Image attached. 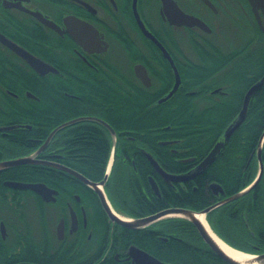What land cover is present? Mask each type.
Segmentation results:
<instances>
[{
    "label": "flooded vegetation",
    "instance_id": "obj_1",
    "mask_svg": "<svg viewBox=\"0 0 264 264\" xmlns=\"http://www.w3.org/2000/svg\"><path fill=\"white\" fill-rule=\"evenodd\" d=\"M173 1L183 13L202 21L207 29L169 24L160 14V0H136V5L134 0H0V35L57 70V73L40 76L21 56L0 42V115L17 114L20 112L17 105H21L25 99L31 101V109L27 112L36 114L42 111L38 108L39 97L24 85L41 89L45 88L44 82H50L53 78L62 81L66 90L50 93L49 101L63 97V114L66 118L71 116L72 102L84 105L83 111L76 113V116L58 121L59 124L51 128L44 140L42 136L32 133L36 138L27 139L32 147L29 152L20 151L22 154L0 159L29 156L42 146L54 129L71 120L86 118L65 128L90 125L104 132L110 145L108 159L112 158L113 162L103 192L114 213L124 219L135 220L170 208L187 209L168 204L147 211L146 215L140 217L125 214L113 203L109 186L111 178L118 175V170H129V180L149 205L161 201L169 192L177 195L184 186L185 189L192 186L196 178L187 182H166L156 172L148 155L166 173L187 174L208 155L222 139L223 133L210 149L203 152L200 150L202 146L196 143L184 144L180 139L166 140V131L171 129L168 126L156 125L154 121L139 122L148 118L147 114L166 116L180 114L183 109L186 113L197 111L194 107H183L197 105V91L179 92L183 85L182 74L189 73L191 65L198 59L199 51L214 56L219 52L228 55L240 49L242 69L253 63L259 81L264 76V11L257 8L256 16L248 0H208L212 8L201 0ZM197 7L204 14L196 10ZM135 11L144 28L169 55L173 66L163 51L142 32ZM69 17L90 25L97 32L100 45L89 46L87 49L92 52L83 49L71 38ZM220 19H228L235 28V36L241 41L237 47L224 46L218 41L223 34ZM104 48L105 51H101ZM215 63L211 62L212 69L216 67ZM217 64L220 65V62ZM137 72L145 74L147 79L140 80ZM176 74L180 84L166 98L174 87ZM189 82L196 83L197 80ZM72 86L76 88L74 93H71ZM183 99L185 103H182ZM208 99L214 105L225 106L223 110H229V96L224 88L217 87L210 91ZM4 100L12 107H6ZM119 105H135L140 112L124 114L125 109L121 110ZM44 112L52 119L59 114L55 108L45 109ZM133 117L137 123L128 122V118ZM98 120L108 124L115 137ZM0 127H14L0 131L2 141L13 139L14 133L21 129L36 132L34 126L17 121H0ZM60 133L61 130L33 159L69 168L60 161L76 158L71 156L68 149L67 134H64V141L60 144ZM227 142L215 159L222 155ZM162 159H173L172 170L166 171ZM196 159L202 160L197 162ZM36 166L52 171L50 186H46L54 192L49 201L29 190L7 187L5 182L19 181L4 179L0 174V202H9V207L0 206V225L3 224L6 232L4 238L0 235V264H50L47 261L54 257L78 261L79 264H133L131 247L157 258L133 242H124L122 238L126 232L145 231L154 240L163 243L179 241L172 234L162 233L160 222L165 219L141 229L120 226L110 220L94 190L63 170L53 166ZM142 167L147 169L142 170ZM149 178L153 179L156 190L151 187ZM192 189L195 191V187ZM212 194L214 203L211 205L228 197L225 193L223 196ZM8 228H13L12 233ZM26 255L31 256L32 262L26 261Z\"/></svg>",
    "mask_w": 264,
    "mask_h": 264
},
{
    "label": "trees",
    "instance_id": "obj_2",
    "mask_svg": "<svg viewBox=\"0 0 264 264\" xmlns=\"http://www.w3.org/2000/svg\"><path fill=\"white\" fill-rule=\"evenodd\" d=\"M197 55L198 59L194 65H191L189 73L182 74L183 85L179 92L182 94L184 90L197 91L199 99L197 105L183 106L184 108L194 107L197 111L186 113L183 109L180 114L171 113L166 116L147 114L148 118L142 119L139 123L154 121L156 125L168 126L171 129L166 131V140L180 139L184 144L196 143L201 145L200 150L205 152L221 137L226 127L237 116L246 90L257 81L258 75L255 74L253 63L242 69V51L240 49L233 50L228 55L219 52L213 56L206 51H199ZM212 61H216V67L213 69ZM217 62H220V65ZM228 62L231 63L229 67H227ZM192 79L197 82H189ZM24 86L39 97L38 108L42 111L36 114L27 112L28 109H31V101L25 99L21 105H17L20 112L15 115L8 113L0 115V121L5 123L17 121L20 124L32 125L36 132L21 129L14 133L13 139L0 140V158L17 156L19 153L22 154L20 151L29 152L32 147L27 139L36 138L32 133L42 136L44 140L51 128L59 124L58 121L67 120L83 111L84 105L74 101L71 106V116L66 118L63 114V97L58 96L59 99L55 100V109L59 110V114L52 119L51 115L44 112L45 109H50L48 95L62 93L66 90L65 84L56 78L50 82H44L45 88L37 89L35 87V89L31 86ZM217 87L224 88V91L228 93L229 110H223L225 106L214 105L208 99L209 92ZM74 90L76 88L72 86L71 93H74ZM4 103L6 107H12L8 101L4 100ZM182 103H185V99L182 100ZM128 119H130L129 123H137L134 117ZM36 127L39 129L36 130ZM62 130L59 135L60 144L62 145L64 141V134H67L68 149L71 151V156L76 159H62L60 162L91 182L101 181L105 174L110 150L104 132L90 125H76ZM263 132L264 86L250 100L244 122L233 132L222 155L199 174L195 181H192L191 187L188 186L185 189L184 186L177 195L169 192L168 196H163L161 201L149 205L141 192L129 180L131 179L129 170H118V175L115 174L109 184L113 203L125 214L139 217L146 215L147 211H153L154 208L168 204L200 212L214 203V195L209 188L211 183L220 185L226 196L230 197L254 180L258 171L255 151ZM252 154H254L253 157ZM261 159L263 175L257 186L246 195L224 204L206 215V221L211 230L225 244L233 249L254 255L264 252V144ZM3 160L8 159H0V161ZM196 160L199 162L202 159ZM172 161L173 159L161 161L166 171L172 170ZM141 169L146 170L147 168L142 167ZM0 174L8 180L42 183L50 186L52 171L45 167L29 164L5 170ZM192 187H195V191ZM1 205L9 207V202L1 201ZM160 227L163 234H172L179 241L159 242L145 231L126 232L122 240L135 243L152 253L160 261L169 264H226L205 245L190 222L171 218L161 221ZM8 229L12 233L13 228ZM25 259L32 262L30 255H26ZM47 262L50 264H79L78 261H66L55 257Z\"/></svg>",
    "mask_w": 264,
    "mask_h": 264
},
{
    "label": "water",
    "instance_id": "obj_3",
    "mask_svg": "<svg viewBox=\"0 0 264 264\" xmlns=\"http://www.w3.org/2000/svg\"><path fill=\"white\" fill-rule=\"evenodd\" d=\"M201 1L209 7H211V8L213 7L212 4L208 0H201ZM160 2H161L160 14L162 15L163 19L166 20L169 24L176 25V26L184 25V26H188V27L198 26L202 29H207V26L202 21H200L199 19H197L193 16H190V15L183 13L177 7L176 3L173 0H160ZM248 2L252 8L253 13L256 16H257V8H260V9H262V11H264V0H248ZM134 4L136 5V0H134ZM135 15H136V19L138 21L139 27L142 30V32L145 34V36L147 38L150 39V41L152 43H154L160 50L163 51L164 56L168 59L170 64L173 66V63H172L169 55L166 53V51L161 46V44L158 43L157 40L144 28V26L141 23L136 11H135ZM68 19L71 20V22H70L71 27H72L71 31H70L71 38L74 40V42L77 45H79L80 47H82L83 49H85L87 51H89V49H87L89 46L94 47V46L100 45V40L98 39V36H97L98 34L93 27H91L90 25H88V24H86V23H84V22H82L76 18H73V17H69V18H67V20ZM47 24L51 27H54V25H52L48 22H47ZM0 42L2 44H4L6 47H8L10 50H12L14 53L21 56L28 63V65L40 76H43V75L48 74V73H57L56 69L48 66L44 62H42V61L38 60L37 58L31 56L25 50L19 48L18 46H16L15 44H13L12 42H10L9 40H7L6 38H4L1 35H0ZM101 51H105V48L102 49ZM89 52H92V51H89ZM137 76L142 81H145L147 79L145 74H142L139 72H137ZM179 84H180V79H179V76L176 74V80H175L174 87L170 91V93L167 95L166 98H169L175 92V90L177 89ZM263 86H264V76L259 81L253 83L247 89V91L245 92L243 99H242L240 111L238 112L237 116L232 120V122L224 130L223 135H222V139L214 145V147L211 149V151L208 153V155L196 166V168H194V170H192L191 172H188L187 174L172 175V174L166 173L164 170H162V168L157 164V162L150 155H148V158H149L148 160L150 161V163L152 164V166L154 167L156 172L166 182H187V181L195 179L199 174H201L205 169H207L214 162V160H215L216 156L218 155L220 149L229 140V138L231 137L233 132L236 129H238L241 126V124L244 122V120L246 118L247 109H248V105H249L250 100ZM84 120H86V118H78V119H74V120H71L69 122H66V123L60 125L59 127L54 129L49 134V136L47 137L45 142L42 144V146L35 153H33L29 156H24V157H20V158H16V159H8V160L0 161V172H3L5 170L11 169V168H14L17 166L29 165V164L53 166L55 168H58L60 170L65 171L66 173L75 177L77 180L82 182L84 185H86L90 189L94 190L98 194L100 201H101V204L104 207V209L106 210L110 220L119 224L120 226L127 228V229H141V228H145L146 226H148L154 222H157V221H160L163 219L182 218V219L190 222L194 226V228L196 229L197 233L199 234L201 240L205 243V245L208 246L223 262H225L226 264H229V262H230V264H243V263H239V262L235 261L234 259L229 257L226 253H224V251L218 246V244L214 241L212 236L206 230L204 225L195 216L196 215H203L206 219V215L209 212H211L212 210L246 195L247 193H249L251 190H253L257 186V184L259 183V181L261 180V177L263 175V163H262V159H261V152H262V147L264 144V132L262 133V135L259 138L258 145H257L256 151H255L256 159L258 162L257 174H256L254 180L247 187H245L244 189H242L241 191H239L235 195L227 197L224 200L218 201L217 203L211 205L210 207H207L206 209H204L200 212H194V211H191L188 209H181V208H170V209L164 210L160 213H157L155 215H151L149 217L126 221V219L118 217L112 211V209L110 208L108 201L105 197V194L103 192V186L108 179V176L110 174V168L112 167V162H113L112 158L109 159L110 165H109V161H108L109 166H107V168H106V172H105L103 179L98 183L91 182V181L87 180L86 178H84L83 176H81L80 174H78L77 172H75L69 168H66L64 166H61L58 164H52L50 162L40 161L37 159H33V157L38 152H41L44 148H46V146L48 145V143L50 142L52 137L58 131L62 130L63 128H65L67 126H70L72 124H75V123H78V122H81ZM98 123L105 126L111 132V134L115 137V133H114L113 129L108 124H106L105 122H103L101 120H98ZM12 128H14V127H4V128L0 127V131H7V130H11ZM149 180H150L151 187L154 190H156V185H155L153 179L149 178ZM5 185L7 187H9L11 189H15V190H29V191L41 196V198L45 201H49L50 196L52 195V193H54L49 188H47L46 185L41 184V183H21V182L7 181V182H5ZM209 188L217 196L218 195H222V196L224 195V192H223L221 186L216 184V183H211L209 185ZM174 215H183L184 217H175ZM246 224H247V222H246ZM207 225H208V223H207ZM208 227H209V225H208ZM210 230H211V228H210ZM0 235L2 238H4L6 235L5 228H4L3 224L0 225ZM130 250H131L130 255L132 257L133 264H166V263H162V262L158 261L154 257L148 255L147 253H145V252H143V251H141L135 247H131ZM237 251H239V250H237ZM239 252H241V251H239ZM241 253H244L246 255H251L252 259L249 260L248 264H264V252L257 254V255L248 254L245 252H241Z\"/></svg>",
    "mask_w": 264,
    "mask_h": 264
},
{
    "label": "rangeland",
    "instance_id": "obj_4",
    "mask_svg": "<svg viewBox=\"0 0 264 264\" xmlns=\"http://www.w3.org/2000/svg\"><path fill=\"white\" fill-rule=\"evenodd\" d=\"M196 10L200 11L201 14H204L203 11H201V8H196ZM221 20V19H220ZM221 25L223 26V34L222 36L218 39V41L224 45V46H229V47H237L241 41H239L236 36H235V28L231 25V22L228 19H223L220 21ZM54 102H50L48 103V107L50 108H55L54 106ZM120 109H125V113L126 114H131L130 112H135L139 114L140 111L138 110V107L135 105H131V106H126V105H119Z\"/></svg>",
    "mask_w": 264,
    "mask_h": 264
},
{
    "label": "bare ground",
    "instance_id": "obj_5",
    "mask_svg": "<svg viewBox=\"0 0 264 264\" xmlns=\"http://www.w3.org/2000/svg\"><path fill=\"white\" fill-rule=\"evenodd\" d=\"M109 165H110V161H109ZM109 165H107V166H109ZM117 216L122 218L119 215H117ZM174 216L175 217H184L183 215H174ZM195 217L204 225L206 230L209 232V234L212 236V238L218 244V246L224 251V253H226L229 257H231L232 259H234L235 261H237L239 263H243V264L247 263L248 264L249 260L252 259L251 255H246L244 253H241V252H239V251H237L235 249H232L227 244H225L214 232H212L210 230V228L207 225L206 219H205V217L203 215H196ZM126 221H128V220L126 219Z\"/></svg>",
    "mask_w": 264,
    "mask_h": 264
},
{
    "label": "snow or ice",
    "instance_id": "obj_6",
    "mask_svg": "<svg viewBox=\"0 0 264 264\" xmlns=\"http://www.w3.org/2000/svg\"><path fill=\"white\" fill-rule=\"evenodd\" d=\"M229 264H230V262H229Z\"/></svg>",
    "mask_w": 264,
    "mask_h": 264
}]
</instances>
